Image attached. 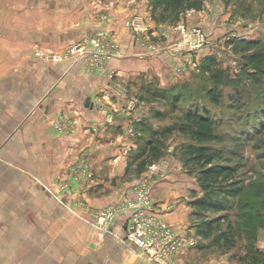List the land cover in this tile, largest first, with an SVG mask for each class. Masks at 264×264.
I'll return each instance as SVG.
<instances>
[{"label": "crops", "instance_id": "obj_1", "mask_svg": "<svg viewBox=\"0 0 264 264\" xmlns=\"http://www.w3.org/2000/svg\"><path fill=\"white\" fill-rule=\"evenodd\" d=\"M140 2L0 0V264H157L126 240V212L104 236L96 227L98 211L136 200L145 181L157 211L191 237L188 214H194L184 208L192 207L196 191L187 203L162 198L179 188L147 179L149 164L139 167L142 158L131 148L141 146L148 118L135 86L148 79L170 84L175 61L150 57L126 22L140 15L151 24L148 37L182 40L174 26L153 17L148 0L139 9ZM99 34L113 36L122 52L109 71H88L75 55L62 61L35 55L37 48L63 53ZM192 52L181 54L188 59ZM63 121L66 132L52 124ZM80 158L94 173L84 194H56L65 183L76 188L70 169ZM183 254L177 264H187Z\"/></svg>", "mask_w": 264, "mask_h": 264}, {"label": "rangeland", "instance_id": "obj_2", "mask_svg": "<svg viewBox=\"0 0 264 264\" xmlns=\"http://www.w3.org/2000/svg\"><path fill=\"white\" fill-rule=\"evenodd\" d=\"M148 1V7L153 8L152 0ZM143 3H138L139 9ZM195 3L199 5L185 4L173 20L165 21V25L174 26L181 35V41L161 42L145 34L149 46L155 47L154 51L147 49L150 57L164 55L174 59L175 72L169 77L170 84L162 85L148 79L135 86L134 94L140 103H145L143 107L148 109L145 121L154 128L173 123L191 103L205 105L216 112L221 121L219 131L229 134L227 141L220 146H226L234 153L232 160L239 164L244 186L248 188L253 183L257 184L262 194L253 207L245 205L243 200L239 201L236 209L229 212L228 219L221 223L222 229H226L228 223L232 225L228 246L212 245L211 240L196 236L195 230H192L189 235L194 244L182 255H188L187 264H264V0H197ZM149 14L152 15L150 11ZM107 18L103 16L104 20ZM133 20L136 24L143 22L150 30L151 24L147 25L140 15H133L126 22L127 28ZM132 32L136 42L137 34L134 30ZM185 48L194 51L188 59H184L185 55L179 51ZM207 61L211 62L210 70L204 69ZM180 67L182 71H178ZM213 74L217 75L216 79H212ZM184 83L187 86L182 87ZM174 88L181 93L177 108L169 103V93ZM211 89L221 93L217 104L207 97ZM155 90L166 93L169 100L153 97ZM156 111H161L165 117L154 119ZM185 141H188L187 137L179 133L163 138V142L158 143L160 149L151 155L146 177L157 181V184H170L169 190L179 188L178 192L174 191L176 194L166 192L161 196L166 200L167 197L179 200V203L186 202L195 191L200 193L195 173L188 172L180 156V146ZM132 147L133 151L140 148L139 145ZM124 152L131 151L127 148ZM145 158L147 154L142 157ZM139 162L136 161V164ZM161 162H167L164 171L157 174L151 172L149 167ZM172 179L174 184L170 183ZM184 209L194 211L192 207ZM189 214L190 221L195 223L198 218ZM248 216H252L253 220L248 221Z\"/></svg>", "mask_w": 264, "mask_h": 264}, {"label": "trees", "instance_id": "obj_3", "mask_svg": "<svg viewBox=\"0 0 264 264\" xmlns=\"http://www.w3.org/2000/svg\"><path fill=\"white\" fill-rule=\"evenodd\" d=\"M197 0H152L153 13L156 19L162 22L173 20L175 15L187 4L193 6ZM162 7V9H161ZM211 62L204 64V69H211ZM217 75L213 74L212 79ZM195 79L193 73L192 80ZM187 86V83L182 85ZM173 108H177L178 96L180 92L174 90L169 93ZM153 97L169 100L164 92L153 91ZM221 93L216 89L207 92L210 101L217 104ZM237 101L239 97L235 95ZM234 99V98H233ZM154 119H162L165 114L156 111ZM219 115L213 112L205 105L191 103L186 110L182 112L180 118H176L171 124L160 125L154 128L153 125L142 122V131L146 132L135 158H142L147 154V158L141 159L139 167L152 161L151 155L160 149L163 138L173 133H179L187 137L180 146V156L188 172L195 173L197 183L200 189L190 202L194 208L193 214L198 220L191 225L195 230V235L202 239L211 240L212 245L223 246L230 244L232 225L228 223L226 229L221 228V223L228 219L229 212L236 209L237 203L242 201L245 205L250 204L253 207L255 200H259L261 192L257 184H251L247 188L240 177V167L238 163H233L234 153L226 146H220L227 141V133L219 131ZM158 143H160L158 145ZM245 207H243L244 209ZM252 221L253 217L248 216Z\"/></svg>", "mask_w": 264, "mask_h": 264}, {"label": "built area", "instance_id": "obj_4", "mask_svg": "<svg viewBox=\"0 0 264 264\" xmlns=\"http://www.w3.org/2000/svg\"><path fill=\"white\" fill-rule=\"evenodd\" d=\"M129 28L137 34L136 42L146 49L155 50L149 46L147 38L148 27L141 21L137 24L131 21ZM182 51V50H179ZM172 53V52H170ZM36 57L51 61H62L70 56H77L88 71H109L112 60L122 56V52L114 39L109 34L90 35L80 42L72 45L66 52L58 53L51 50L37 48ZM182 67L178 71H182ZM113 78V72L109 73ZM58 130L66 132L67 124L63 122L52 123ZM167 162L153 163L149 168L154 174L164 171ZM70 175L76 188L70 190L68 184L56 189V194L67 192L68 196L78 198L84 194V190L93 180L94 173L85 158H80L71 167ZM153 187L145 181L137 190V199L125 203L116 204L96 213V227L101 236H104L111 227L112 221L120 212L127 213L125 224L126 240L150 260L157 264H177L178 255L189 246H193L191 237L175 230L167 218L157 211L152 200Z\"/></svg>", "mask_w": 264, "mask_h": 264}]
</instances>
